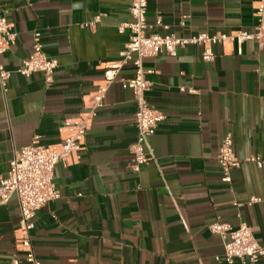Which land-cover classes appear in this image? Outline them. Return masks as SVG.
I'll return each mask as SVG.
<instances>
[{
	"label": "crops",
	"instance_id": "0c3cea01",
	"mask_svg": "<svg viewBox=\"0 0 264 264\" xmlns=\"http://www.w3.org/2000/svg\"><path fill=\"white\" fill-rule=\"evenodd\" d=\"M262 1L147 0L146 24L148 32L176 37L252 33ZM0 15L16 33L0 57L10 71L4 91L0 86L1 180L15 151L33 140L60 143L87 111L105 65L122 62L129 30L118 29L131 17L129 0H0ZM36 32L43 54L58 63L49 86L41 73L15 72ZM212 50L210 62L202 61L197 46L143 60L151 84L146 101L164 118L138 171L131 168L133 95L117 81L108 87L77 158L54 167L59 199L36 214L31 244L41 264H216L223 245L210 232L215 222H243L264 244V166L242 163L225 183L217 163L226 134L238 159L264 161V46L247 41L240 53L236 43ZM131 76L124 64L118 78ZM252 197L261 201L249 204ZM18 221L12 197L0 206V264L20 255Z\"/></svg>",
	"mask_w": 264,
	"mask_h": 264
},
{
	"label": "built area",
	"instance_id": "2783aa9c",
	"mask_svg": "<svg viewBox=\"0 0 264 264\" xmlns=\"http://www.w3.org/2000/svg\"><path fill=\"white\" fill-rule=\"evenodd\" d=\"M147 0H129V14L131 21L119 27V32L129 30L128 40L122 53V62L105 65L103 82L99 85L87 101V111L80 114L70 125L69 133L60 143L51 146H41L36 140L29 145L15 151L9 162L6 177L0 180V206L6 205L12 197L16 198L20 236L16 244L20 255L15 254L12 264H41L33 252L31 232L34 229V220L37 212L46 204L59 199L60 194L53 183L54 167L61 164L67 167L74 159L84 141L90 127L92 113L103 106V100L108 87L118 82L123 89L131 91L135 104L134 124L136 127L135 143L131 146V168L138 171L139 167L148 160V141L155 133L158 123L163 120V115L152 109L145 98L150 89V82L146 76L150 71L143 67V60L157 55L176 56L179 49L188 46L202 48L201 59L210 62L214 59L212 48L219 44L236 43L240 53V46L247 41L255 42L261 48L264 46V1L256 7L259 23L254 32L244 30L234 31L230 34L217 33L209 36L199 34L190 37H176L165 33H151L146 24ZM98 17L90 27H93ZM185 17L180 25L184 26ZM161 25L160 18L156 21ZM16 33L4 16L0 15V57L3 56L14 43ZM124 64L132 67V76L118 78V73ZM58 63L56 59L46 57L42 52L40 33L33 34L32 50L23 59L15 72L23 77L34 73H41L46 86L53 82ZM10 71L0 63V86L4 91ZM217 163L222 170V181L230 182L229 173L242 163L255 164L257 168L264 166V161L254 155L238 159L232 147L230 134L223 136L217 153ZM261 199L252 197L249 204L260 202ZM210 232L219 235L223 245L222 257H215L216 264H256L264 258V244L258 243L253 237L250 227L241 222L237 226L228 223L215 222L210 227Z\"/></svg>",
	"mask_w": 264,
	"mask_h": 264
}]
</instances>
